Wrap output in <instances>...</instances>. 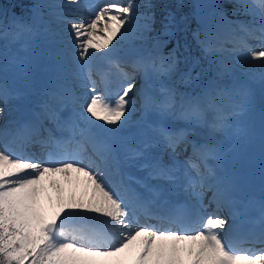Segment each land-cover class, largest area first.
<instances>
[{
    "label": "snow or ice",
    "instance_id": "1",
    "mask_svg": "<svg viewBox=\"0 0 264 264\" xmlns=\"http://www.w3.org/2000/svg\"><path fill=\"white\" fill-rule=\"evenodd\" d=\"M76 2L68 0V4ZM141 6L145 9L143 13L139 12ZM257 6L261 12L259 24L241 25L243 35L232 36L229 42L236 65L243 67L251 62L262 69L253 78L264 86V47L257 50L247 42L251 38L264 45V0H257ZM87 7L91 17L68 20L63 31L67 35L66 50L76 66L74 75L91 96H73L71 115L64 117L61 112L68 102L67 95L47 91L41 111L33 113L31 120L17 124L15 129L10 125L16 122L9 121L0 129V135H11L22 145L35 140L52 148L46 159L40 161L23 147L14 151L0 146V264H127L126 255L137 244L139 252L134 264H264V199L256 220L261 225L260 231L233 236L232 225L220 215L224 209L233 221L241 215L233 207L231 184L209 185L208 181L215 179L214 173L210 169L200 171L201 165L195 163L213 154V149L194 145V157L186 165L195 174H185L182 189L192 190L199 197L200 193L195 192L197 186L210 187L213 189L210 203L216 206L207 216L197 212L191 218L184 205L168 199L167 185L177 183L176 166L151 151L154 141L141 140L124 146V157L144 172L142 178H137L122 171L119 150L109 135L121 131L136 110L137 100L130 94L136 89L137 75L143 81L135 92L142 110L167 112L177 107L184 110L185 97L175 87L161 84L154 90L150 86L154 78L178 76L182 82L201 78L202 73L195 71V62L186 71L180 68V43L176 40L179 25L175 16L163 15L157 30L154 0H144L142 5L135 0H127L126 4L108 0ZM69 14L59 19H66ZM12 22L17 29L12 42L19 46L18 53H23L15 56L13 63L27 83L34 71L31 41L38 34L36 24L35 20L15 17ZM153 32L155 36L150 35ZM6 39V33L0 30V40ZM126 39L151 41L156 55L111 59ZM173 40H176L174 47L167 56L163 55L164 47ZM210 40L219 38L215 33H206L201 41L205 51L211 49ZM100 60H107L109 68H95L98 82L93 72L94 62ZM124 65L132 71H124ZM112 75L116 77L114 91L109 87ZM101 85L103 93L97 91ZM229 94L224 88L203 90L202 99L191 104L192 117L199 120L205 110H212L222 126L228 111L223 99ZM236 94L246 104L251 99L247 86H241ZM26 98V92L10 89L0 78V104L4 105L0 107V119L12 100ZM44 120L52 122L60 135L45 128ZM149 131L173 154L177 145L185 143L183 134L167 127L156 125ZM58 176L70 185L83 183L84 195L80 198L73 195L65 201L64 185L56 179ZM48 187L57 192L58 210L51 215L42 204ZM141 216L158 223L134 227L139 225ZM248 244H260L261 248L246 247Z\"/></svg>",
    "mask_w": 264,
    "mask_h": 264
},
{
    "label": "rangeland",
    "instance_id": "2",
    "mask_svg": "<svg viewBox=\"0 0 264 264\" xmlns=\"http://www.w3.org/2000/svg\"><path fill=\"white\" fill-rule=\"evenodd\" d=\"M223 1L225 0H216L214 10L212 11V16L214 17L213 21L209 22L206 28H200V45L201 41L205 40L206 33H215L219 38V41H209V43L211 44V49L207 52L210 54L211 57L209 62L211 70L207 76V80L200 86V89H181L175 81H171L167 78H160L159 80L154 78L151 82L150 86L153 87L154 90H156L161 84L175 87L177 91L185 97L186 103L184 105L183 111L178 107L175 111L167 112H157L155 110H142L140 107L139 99L135 95V92L141 87L143 81L139 75L136 76V89H134L133 93H131L130 95H132L133 99L137 100V104L136 110L130 115H136V117L139 118V124L132 131V135H127L129 132L126 131H118L119 135L115 136V140L113 143L119 150V158H121V160L124 161L126 159L124 157V146L128 143L138 144L137 140H153V145H157L158 154H160L161 156H167L169 153H171L167 152L168 148L165 147L164 142L162 140H159L158 137H155L154 133L149 131L150 127L156 125L167 127L179 133H182L183 131H188L189 129H191V127H194L195 129L207 128V133L213 140L215 147L211 148L214 150V153L211 155H214L216 152H220L222 150V153L220 152L219 158L214 157L211 160L208 159V161L210 162L214 160V163H219V161H221L223 164H226L228 161L225 159L230 156L229 151L233 147L234 149L230 151L231 155L238 154L239 156L240 151L243 149V147H241V144H237L238 138L236 135L232 134V143H230L227 147H221L220 143L222 140L218 138V134L221 129H223V127L221 128V126L219 125L206 126L204 124L206 113H212L216 118V114L214 111L205 110L199 120L194 119L190 113L191 103L187 101L195 103L196 100L202 99L203 90H210L213 88H224L227 89L230 93L223 99V103L228 110L226 114L227 120L223 125L224 127L230 122H234V120H236L237 118H239L238 122H241V119L243 118L242 115H244L243 109L246 103L243 97L236 94V92L241 86H247L251 89V99L249 102H252L253 104L259 102L260 109L258 108L255 113L251 114L252 116L250 118L242 122L245 126V129L244 132L240 135V137L244 140L250 139L251 141L255 139V137L250 136L247 131L250 128L255 127V124L252 125V121H255L254 118L261 111L264 112L262 110L264 109V86H262L258 80H255L253 78L262 69L255 63L251 62L243 67L236 65L234 60L235 53L232 51L233 45L231 42H229V38L232 36L243 35V33L240 31L241 25H258L261 19V12L260 8L257 6V0H229L235 2L236 10L232 14L226 15V13L222 11L223 6L221 5V2ZM79 2L82 3V5H80L81 11L84 12L86 16L90 17L92 14L88 11V8L87 6H85V4H95L99 6L108 2V0H101L98 2L97 0H79ZM121 2L126 4L127 0H121ZM135 2L137 3L138 0H135ZM192 2L194 3V0H192ZM64 4L65 0H33V3H31L29 7H24L21 9H12L7 12V15L0 12V22L3 20L6 21V24L0 26V30H3L7 35L6 40H0V71L5 76L9 88L27 93L26 99H15L11 103L12 106L9 105V107L6 108L3 119H0V129H2L4 125L9 121L16 122L15 124L10 125V127L15 128L17 124L31 120V118H33V113L40 112V110L36 109L34 111L33 109L35 108V99L37 97H40L41 102L38 103H42V101L46 99L45 93L47 91L56 90L67 95L68 102L61 112V115L63 114V116L66 117L71 115L73 107L71 99L73 96H91L92 93L89 92L88 89L84 88L83 83L74 75L76 71V66L70 58V53L66 50L67 46L64 42L67 38V35L63 31V29L66 27L65 22H67L68 20H75V18L72 17L71 10L66 8V4ZM241 4H245L248 7H240ZM65 13L71 14L67 15L66 19L64 20L59 19V17L63 16ZM13 17H15L17 20L24 21L35 20L36 31L38 33L35 38L31 41L35 62L33 65L34 71L32 72L31 77L27 83L25 82L21 73L17 70L16 66L13 63V58L15 56L23 55V53H18L19 46L12 42V36L17 30L15 24H13V22H9L11 19H13ZM222 17L224 18L222 19ZM9 26L10 29L8 32H6ZM247 42L250 46L254 45L252 47L256 48L257 50H259L260 47H264L261 45L259 46L260 41L256 39L248 38ZM175 43L176 40H173L168 43L167 46L163 49V55L167 56L168 52L174 47ZM149 53L156 55V52L153 49L152 45L144 44L139 40L126 39L119 45L116 50V54L111 59L124 60L129 57H134L136 55H147ZM101 61L103 64V67H100L101 69L107 70L109 68L107 60L96 61L94 62L93 73H95V68L99 67V62ZM128 68L132 70L130 66H128ZM11 69H13V71H11ZM93 78L97 79V81L99 82V78L96 75H93ZM111 85H116V83L110 80L109 86ZM97 91L103 93V85L97 88ZM2 107H4V105ZM12 109L16 118L15 120H13V117L11 116ZM260 121L257 123H260ZM43 123L45 128L53 129L54 135H60L59 132L55 131L52 122L44 120ZM231 132H233V130ZM116 133L117 132H113L112 135L114 136L116 135ZM43 135L46 136L47 133H43ZM262 135L264 136V131L262 132ZM194 136V138L197 140L193 144H191V146L193 147L195 144L198 143L203 145L202 135L199 134ZM9 138L13 139V136L10 135ZM225 141L227 142L226 139ZM261 144H264L263 140H261ZM0 146L6 147L5 144ZM119 146L120 148H118ZM22 147L23 150L27 153L33 154L34 152V154H36V150H33L35 148L34 146L29 147L27 146V144H21L20 149ZM164 147L165 150H163ZM256 147L258 146H255V151ZM261 147L263 148L264 152V147ZM9 149L15 150L16 147L15 145H13ZM51 149V146L46 145L45 150L42 153H39V155H42L43 157L42 160L40 159V161L46 159L48 150ZM227 151L228 153L226 155ZM177 157L178 158L175 160L176 162H178L179 160H184L182 158V155H177ZM129 168L130 166L127 167V169L129 170V175H134L137 178L143 177L142 175H139L140 173H137L133 169ZM214 169L215 172L218 173L217 177L214 180L219 179V177H223V175H225L226 173L225 169L217 167ZM60 181L64 185L63 195L65 201H67L73 195L76 198H80L82 195H84L85 186L83 183H80L78 185L73 183L70 185L64 182L63 178H61ZM152 182L154 183L155 181ZM49 197H51V200H49ZM56 197V190L52 187H48L47 193L42 197V204L44 205L45 211L48 215H51L52 212L58 210V207L56 205ZM136 226L141 225H135V227ZM133 254L134 251L130 255H126L127 264H134L135 256Z\"/></svg>",
    "mask_w": 264,
    "mask_h": 264
},
{
    "label": "bare ground",
    "instance_id": "3",
    "mask_svg": "<svg viewBox=\"0 0 264 264\" xmlns=\"http://www.w3.org/2000/svg\"><path fill=\"white\" fill-rule=\"evenodd\" d=\"M98 1H101V0H97V2ZM65 4H66V8L71 10L72 17L75 18V20H78L81 16L89 17V16H86L84 14V12L81 11L80 5H82V3H80L79 0H77V2L75 4H68V0H65ZM85 6H87V5L85 4ZM213 19H214V17L211 16L210 22H212ZM12 21H13V19H11L9 22L11 23ZM5 22L6 21H4V20L1 21L0 26L6 24ZM65 24H67V22H65ZM9 29H10V26H9V28H7L6 32H8ZM260 45H261V43L259 44V46ZM261 46H264V45H261ZM100 67L101 68L103 67L102 61L99 62V68ZM11 71H13V69H11ZM124 71L131 72L132 70H130L128 68V66H124ZM93 75H95V73H93ZM0 78H2L7 83L5 76L3 75V73L1 71H0ZM109 79L112 80V82H116V77H114V75L110 76ZM10 89H12V88H10ZM14 100H12L10 102V105ZM38 102H41L40 97H37L35 99V102H34L35 108H33L34 111L36 109L41 111V108H40L41 103H38ZM191 104H193V102H191ZM2 106H3V104H0V107H2ZM259 107H260L259 102H256L255 104H253L252 102H249L248 104L245 105V107L243 109L244 115H242L243 118L241 119V122H238L239 118L236 119V117L238 116L237 115L235 117L236 120H234V122H230L225 127L223 126L224 124L221 126L217 122L215 116L212 113H206L205 119H204V124L206 126L219 125V126H221V128L223 127V129H221V131L218 134V138L222 140L220 143L221 147H227L230 143H232L233 135H236L238 138L237 144L238 145L241 144V147H243V149L240 151L239 156H238V154L237 155H231L230 151H232L234 149V147H233L229 151L230 156L225 159L228 161L226 164L225 163L223 164L221 161H219L220 164L217 163L218 166L214 165L217 168L225 169V171H226L225 175H223V177H221V178L219 177L220 179L218 181H216V183H218L219 181H220L219 182L220 184L230 183L231 187H232V196L234 194L239 195V198H233V200H234L233 207L236 208L237 211L242 207H248L250 205V202H251L253 196L256 197L257 203H259V204H260L261 200L264 199V152L263 151L262 152L255 151V146H263L264 147V144H261V140L264 141V136L262 135V132L264 131V112L261 111L254 118L255 121H252V125L255 124V127L250 128L247 131L248 134L252 137H255V139L251 141L250 139L244 140L240 137V135L244 132V129H245V126L243 125L242 122L244 120L250 118L252 116L251 114L255 113V111ZM262 110L264 111V109H262ZM11 111H12L11 116L13 117V120H15L16 118L14 116L13 109ZM4 114H3V116H4ZM138 120H139V118H137L136 115H134V114L129 115V122L128 123H130V124L126 125L121 131L129 132L127 135H130V134L132 135V131L139 124ZM259 121H260V123H257ZM11 128H13V127H11ZM13 129H15V128H13ZM232 130H233V132H231ZM207 132H208L207 128L195 129L194 127H191V129H189L188 131H183L181 134H183V136L185 138V143H182V147L180 146L178 148V146H177V148H176L177 153L175 152V154H173L171 152V149H169L171 153H169L167 156H163L164 159L166 161H168V160L173 161L175 163V166H176L175 160L178 158L177 155L179 156V155L186 154L185 152H187V151L185 149H187L189 147H190V150H189L188 154H186V157L187 158H193L194 157V150L191 149V144H193L197 140L194 138L195 137L194 135L201 134L203 137V139H202L203 145L207 148H215L214 142L211 139V137L208 135ZM109 135H110L112 141L114 142L115 136L119 135V132H117L116 135H114V136L112 135V133H110ZM9 136L1 135L0 136V145L5 144V146L7 148H10L13 145H15L16 149L14 151H20L21 150L20 149L21 142L17 139H14V138L10 139ZM37 139H39V138H37ZM225 139L227 140V142L225 141ZM140 141L137 140V143H139ZM27 146H29V147L34 146L35 147L34 149L37 150L36 154H34V152H33V154L32 153H30V154L34 155L39 160L43 158L42 156L39 155V153L43 152L45 150V147H46L45 144L35 142V140H34L33 142L28 143ZM118 148H120V146ZM163 150H165V147ZM151 151L153 153L155 152L158 154V148H157L156 144L152 146ZM220 152L222 153V150ZM220 152H216L214 155H208L207 158L203 161L196 160V162L201 165L200 171H206V168H207L206 165H208L207 164L208 159L211 160L214 157L219 158ZM227 153H228V151L226 152V155H227ZM209 156H210V158H209ZM128 166H130L129 169H133L135 172L140 173L139 175H142V176L144 175V172L139 170L137 165L134 162H131L127 159L124 160L123 166L121 167V168H123L124 173L129 175V170L127 169ZM223 166H225V167H223ZM212 172L214 173V176L216 178L218 173H216L215 171H212ZM181 175H183V173L182 174L180 173V168H179L176 170L177 181H178V179H180ZM61 178L62 177L58 176L56 179L60 180ZM167 187L170 188V195L168 197H175L176 195H179V193L182 191L180 188V185H174V186L169 185ZM195 192H199L200 196L199 197H197L196 195L192 196V194H193L192 190L187 191L185 193H187V198L192 202H196L195 198L198 199L199 200L198 203H199L200 207H202L203 203H207V199H205V195L209 191L203 187L200 190H195ZM77 223L83 224L86 222H77ZM144 224L147 225V224H151V223H140L139 222V225H144ZM134 227H135V225H134ZM137 245H135L133 248V251H134L133 255L134 256H136V254L139 252V245H138V247H137Z\"/></svg>",
    "mask_w": 264,
    "mask_h": 264
},
{
    "label": "trees",
    "instance_id": "4",
    "mask_svg": "<svg viewBox=\"0 0 264 264\" xmlns=\"http://www.w3.org/2000/svg\"><path fill=\"white\" fill-rule=\"evenodd\" d=\"M32 0H0V11L5 10L6 14L8 10L11 9H21L24 7H29ZM144 0H138L137 4L142 5ZM156 3V18L157 23L155 28L158 30L159 20L166 13H172L179 25V31L177 33L176 40H179L180 43V68L182 71H186L188 66L193 65L195 62V71L201 72V78L199 81L189 82L181 81L179 77H173L169 79L175 81L182 89L188 88H197L199 89L200 85L206 79V73L210 71L209 58L207 51L202 48L199 44L198 34L199 29L194 18V8L195 5L192 0H154ZM223 10L226 15H230L235 12V2L225 0L221 2ZM145 9L141 6L139 7V12H144ZM234 15V14H233ZM150 35L155 36L156 32L151 33ZM147 45H152L151 41L143 42ZM186 58V63H185Z\"/></svg>",
    "mask_w": 264,
    "mask_h": 264
},
{
    "label": "water",
    "instance_id": "5",
    "mask_svg": "<svg viewBox=\"0 0 264 264\" xmlns=\"http://www.w3.org/2000/svg\"><path fill=\"white\" fill-rule=\"evenodd\" d=\"M195 2V21L201 27H206L216 0H195Z\"/></svg>",
    "mask_w": 264,
    "mask_h": 264
}]
</instances>
